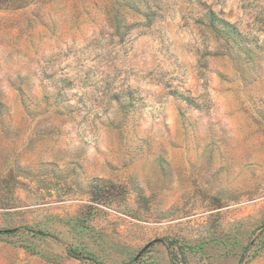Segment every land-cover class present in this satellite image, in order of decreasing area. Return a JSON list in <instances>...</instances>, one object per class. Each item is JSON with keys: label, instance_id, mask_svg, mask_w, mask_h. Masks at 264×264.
I'll return each mask as SVG.
<instances>
[{"label": "rangeland", "instance_id": "rangeland-1", "mask_svg": "<svg viewBox=\"0 0 264 264\" xmlns=\"http://www.w3.org/2000/svg\"><path fill=\"white\" fill-rule=\"evenodd\" d=\"M0 264H264V0H0Z\"/></svg>", "mask_w": 264, "mask_h": 264}, {"label": "crops", "instance_id": "crops-1", "mask_svg": "<svg viewBox=\"0 0 264 264\" xmlns=\"http://www.w3.org/2000/svg\"><path fill=\"white\" fill-rule=\"evenodd\" d=\"M181 3H184L186 2V0H180ZM170 30L175 32L177 30V25L176 24H173L171 27H170Z\"/></svg>", "mask_w": 264, "mask_h": 264}, {"label": "trees", "instance_id": "trees-1", "mask_svg": "<svg viewBox=\"0 0 264 264\" xmlns=\"http://www.w3.org/2000/svg\"><path fill=\"white\" fill-rule=\"evenodd\" d=\"M228 25V24H227Z\"/></svg>", "mask_w": 264, "mask_h": 264}]
</instances>
